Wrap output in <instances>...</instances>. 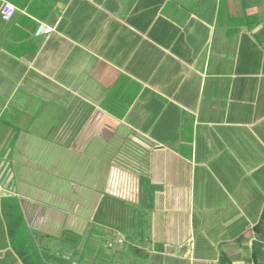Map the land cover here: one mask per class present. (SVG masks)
<instances>
[{"label": "crops", "instance_id": "obj_1", "mask_svg": "<svg viewBox=\"0 0 264 264\" xmlns=\"http://www.w3.org/2000/svg\"><path fill=\"white\" fill-rule=\"evenodd\" d=\"M7 1L0 264L22 247L40 264H264V0ZM8 145L85 163L84 208L16 192Z\"/></svg>", "mask_w": 264, "mask_h": 264}, {"label": "rangeland", "instance_id": "obj_2", "mask_svg": "<svg viewBox=\"0 0 264 264\" xmlns=\"http://www.w3.org/2000/svg\"><path fill=\"white\" fill-rule=\"evenodd\" d=\"M8 153V166L13 176L12 184L14 187L12 188L18 193L38 200L39 204L42 205L39 209L41 212L52 215L54 212L60 213V211L67 210L68 205L64 200L74 195L77 197V206L80 209L84 208V197L91 194V187L85 182V173L88 172L84 168L85 163L78 162V169L70 170L67 163L54 165L51 161V155L36 154L32 151L23 155L11 145H8ZM12 157L15 159L13 164H11ZM72 178L76 182L75 186L70 184ZM53 220V217L49 216L46 225H50ZM112 245L113 242L110 243L109 247ZM50 257L52 258V256ZM60 257L63 258V256Z\"/></svg>", "mask_w": 264, "mask_h": 264}, {"label": "built area", "instance_id": "obj_3", "mask_svg": "<svg viewBox=\"0 0 264 264\" xmlns=\"http://www.w3.org/2000/svg\"><path fill=\"white\" fill-rule=\"evenodd\" d=\"M2 3L1 9H0V17L2 20L7 21L11 18L12 14L15 11V6L6 1V0H0ZM93 1V0H90ZM53 30V27L47 26L44 23H39L37 27V34H49ZM262 233L264 237V225L262 226Z\"/></svg>", "mask_w": 264, "mask_h": 264}, {"label": "trees", "instance_id": "obj_4", "mask_svg": "<svg viewBox=\"0 0 264 264\" xmlns=\"http://www.w3.org/2000/svg\"><path fill=\"white\" fill-rule=\"evenodd\" d=\"M263 220H264V212L262 213V221ZM10 225H11V223H10ZM18 254L20 255V257L22 258V260L24 261L25 264H40V262L36 260L38 258V255L35 257L36 259L34 258V261H33L31 259L32 257L29 254H26V251L23 247L18 248ZM218 264H228L226 257L221 256Z\"/></svg>", "mask_w": 264, "mask_h": 264}]
</instances>
